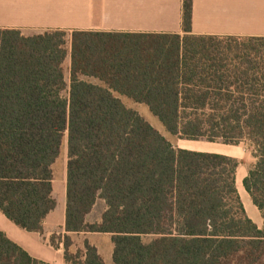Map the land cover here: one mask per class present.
Returning a JSON list of instances; mask_svg holds the SVG:
<instances>
[{
    "label": "trees",
    "instance_id": "1",
    "mask_svg": "<svg viewBox=\"0 0 264 264\" xmlns=\"http://www.w3.org/2000/svg\"><path fill=\"white\" fill-rule=\"evenodd\" d=\"M0 28V210L44 231L67 141L65 259L105 264L88 240L112 235L114 264H223L264 253L237 189L238 158L179 148L117 96L145 104L172 135L253 148L243 184L264 214V36ZM70 37L71 49L67 48ZM70 55V81L64 63ZM94 79V81H92ZM99 222L87 221L97 200ZM0 264H48L0 231Z\"/></svg>",
    "mask_w": 264,
    "mask_h": 264
},
{
    "label": "crops",
    "instance_id": "2",
    "mask_svg": "<svg viewBox=\"0 0 264 264\" xmlns=\"http://www.w3.org/2000/svg\"><path fill=\"white\" fill-rule=\"evenodd\" d=\"M182 9V0H0V28L21 29L25 35L53 29L67 31L69 36L75 30L183 34ZM192 30L195 34L264 36V0H193ZM117 96L125 104L128 101L138 103L127 96ZM189 142L205 147L183 145ZM179 148L238 158L241 163L236 175L237 189L248 216L262 228L264 214L243 184L256 162L248 142L232 145L185 139ZM58 159L53 166V195L57 206L45 218L44 231L23 229L1 210L0 231L36 259L48 264H72L65 259L63 239H57L59 247L50 241L53 234L64 236L66 233L67 162L57 168ZM101 202L103 208L98 213L96 208ZM105 210L106 202L99 198L87 221L99 222ZM70 235L73 251L83 250L84 242L88 240L96 246L105 264H114L111 234L74 232Z\"/></svg>",
    "mask_w": 264,
    "mask_h": 264
},
{
    "label": "rangeland",
    "instance_id": "3",
    "mask_svg": "<svg viewBox=\"0 0 264 264\" xmlns=\"http://www.w3.org/2000/svg\"><path fill=\"white\" fill-rule=\"evenodd\" d=\"M68 38L69 39L67 41L68 42L67 48L70 51L71 42H70V37H68ZM70 60H71L70 58H67L65 63H64V71H65V76H66V80L68 83L70 81V62H71ZM92 81H94V79H92ZM126 104L128 107L138 111L148 122H150L165 137H167L173 143L174 146L179 147V145L182 143V141H185V139H180L179 137L172 135L169 131H167V129L164 127V125L160 122V120L155 115L152 114V112L149 110V108L145 104H141V103L138 104V103H134L132 101H128V102H126ZM196 141H202V140H196ZM244 142H246V141H244ZM187 144L188 145H186V143H184L183 145L187 146V148H189V147H205V146H200V145L192 143V142H189ZM67 161H68L67 141L65 139L63 142V146H62L61 155L58 159L56 167L61 168V166L64 165ZM102 208H103V202L98 204L96 211L99 213L102 211ZM97 212H96V214H98ZM261 227L264 228V224H261ZM101 242L104 243L103 240H101ZM103 246H105V245H103ZM223 264H264V253L262 254L261 258L257 261H252L248 258H245L244 255L241 254V255L232 257L229 261L226 260Z\"/></svg>",
    "mask_w": 264,
    "mask_h": 264
}]
</instances>
